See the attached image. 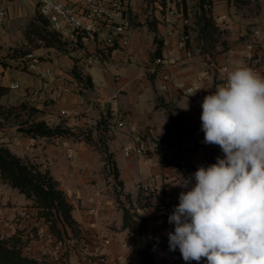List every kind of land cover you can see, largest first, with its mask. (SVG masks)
<instances>
[{
  "label": "crops",
  "instance_id": "0c3cea01",
  "mask_svg": "<svg viewBox=\"0 0 264 264\" xmlns=\"http://www.w3.org/2000/svg\"><path fill=\"white\" fill-rule=\"evenodd\" d=\"M243 1L247 4L237 6L233 1L215 0L214 18L226 30L223 40L228 50L213 58L200 54L192 40L189 45L186 39L181 42L184 21L180 13L166 18V10L162 12L158 4L125 0L126 15L131 18L127 16L117 47L103 63L86 65L97 49L95 42L84 47L68 44L60 51L44 48L38 41L39 47L30 53L39 65L31 72L25 58L11 56L30 46L25 31L39 11V1L0 0V85L10 89L2 103L29 102L44 112V120L51 126L65 122L80 134L78 139L40 138L31 145L30 138L16 128L0 130V143L48 170L72 204L80 235L76 238L69 233L64 242H56L61 256L68 253L69 264H96L100 255H106L110 264H138L119 208V202L128 207L131 201L135 206L140 203V216L148 221L154 264H198L185 262L179 248L169 249L167 233L174 231V225L160 218L156 207L179 202L180 192L188 190L173 186L180 175L192 176L199 166L207 167L224 156L218 145L203 143L200 120L203 98L215 92L221 68L232 71L248 66L264 76V0ZM156 40L163 43L160 57H155ZM252 40L256 42L253 59L247 50ZM21 62L26 63L22 66ZM74 68L91 78L92 89L81 90L71 73ZM14 85L19 88L13 89ZM194 87H199L195 94H185ZM118 88L121 94L116 98ZM162 104L169 106L172 119ZM115 113L121 118L120 129H115ZM130 144L143 147L144 153L127 157L124 148ZM109 159L122 183L119 200L115 180L104 177L105 173L111 175ZM141 188H147L148 194H140ZM14 220L25 225L22 231L27 237L35 226L46 228L33 201L0 182L2 236L20 230ZM107 240L109 245H105ZM199 264H206V259Z\"/></svg>",
  "mask_w": 264,
  "mask_h": 264
},
{
  "label": "clouds",
  "instance_id": "9594fccd",
  "mask_svg": "<svg viewBox=\"0 0 264 264\" xmlns=\"http://www.w3.org/2000/svg\"><path fill=\"white\" fill-rule=\"evenodd\" d=\"M201 108L203 143L224 156L173 185L188 190L168 216L169 249L185 262L264 264V76L235 68Z\"/></svg>",
  "mask_w": 264,
  "mask_h": 264
},
{
  "label": "trees",
  "instance_id": "16d2710c",
  "mask_svg": "<svg viewBox=\"0 0 264 264\" xmlns=\"http://www.w3.org/2000/svg\"><path fill=\"white\" fill-rule=\"evenodd\" d=\"M148 5L158 4L165 12L171 0H145ZM189 1H194L195 5L190 6ZM235 5H245L247 1L229 0ZM215 0H177L176 7L181 14L184 27L183 35L189 45L194 42L200 54L211 58L219 53L228 50V44L223 40L226 30L218 26L214 18ZM127 14V13H126ZM130 20L131 17L126 15ZM194 37L192 39V35ZM28 44L27 48H21L13 52L11 58H25L36 47L38 41L42 42L44 48H52L64 51L67 46L49 26L46 18L38 13L34 16L25 31ZM158 49L155 57L161 56L162 42H158ZM222 46L220 52L218 48ZM117 46L108 49V54ZM1 64V62H0ZM72 76L80 86L81 90L93 88L90 77L84 76L77 68L72 71ZM219 85V80L216 81ZM10 93V89L0 85V130L16 128L19 133L29 138H76L80 136L65 122L57 126H51L44 120V112L39 110L29 102H22L18 105H5L2 98ZM170 119L172 111L168 105L162 104ZM110 117V116H109ZM110 119V118H109ZM108 166L111 175L116 182L115 194L119 198L122 196L118 187L122 183L119 181L117 167L109 159ZM0 182L3 185L17 190L21 195L33 201V206L37 210L39 220H42L50 234L56 242H64L69 238V233L74 237H79L80 229L73 218V206L65 192L61 189L48 170L42 169L39 165L28 159H22L12 153L8 147L0 143ZM129 199V197H127ZM138 204H140L138 202ZM136 206L130 202L128 207L122 206L123 229L128 231V244L131 251L136 255L138 264H154L152 242L149 235L148 221L135 212ZM0 264H69L65 258H60L57 262H47L42 258L33 256L27 251V241L22 231L14 235L4 237L0 234Z\"/></svg>",
  "mask_w": 264,
  "mask_h": 264
},
{
  "label": "built area",
  "instance_id": "2783aa9c",
  "mask_svg": "<svg viewBox=\"0 0 264 264\" xmlns=\"http://www.w3.org/2000/svg\"><path fill=\"white\" fill-rule=\"evenodd\" d=\"M39 1V14L47 19L50 29L59 36V38L66 42L67 45H77L84 47L88 42L92 41L97 44V49L93 56L86 61V65L92 66L95 63H103L106 56H108V49L113 48L119 43V36L122 35L126 28V13L127 5L125 0H38ZM177 0H171L166 8V18L172 17L179 13V9L176 7ZM224 19H220L221 23H224ZM121 20V22H119ZM107 36L103 41H99L100 36L106 34ZM185 37L182 36L181 42L185 41ZM42 45V42H38ZM256 42L252 40L247 45V50L253 57L255 51ZM253 59V58H252ZM28 63L27 69L31 72H35L38 69V58L33 54H28L25 57ZM158 64L162 63V60H157ZM220 84L225 82L227 75L230 72L227 66L221 68ZM18 85H14L13 89H18ZM165 88V87H164ZM199 90V87L189 88L185 91L186 95H190L193 92ZM121 94V89L116 91V98ZM115 112V111H114ZM66 116V113H63ZM115 123V129L122 128L121 118L115 113L113 117ZM36 138H30V144H36ZM145 149L141 146L134 147L131 144L124 148V152L127 157L140 156ZM187 191V190H186ZM147 188H141L140 194H148ZM179 202H171L160 204L156 207V212L165 221H168V216L173 212L174 207ZM142 206L137 203L135 212L141 214ZM95 210H91V213H95ZM174 230V226H173ZM43 233V232H42ZM50 236V235H49ZM110 241H105V245H109ZM88 260L87 258H85ZM96 264H110L106 255H100ZM130 264H136L130 262Z\"/></svg>",
  "mask_w": 264,
  "mask_h": 264
},
{
  "label": "rangeland",
  "instance_id": "374dc122",
  "mask_svg": "<svg viewBox=\"0 0 264 264\" xmlns=\"http://www.w3.org/2000/svg\"><path fill=\"white\" fill-rule=\"evenodd\" d=\"M189 5L190 6L195 5V2L189 1ZM253 8L255 7L253 6ZM19 59H22V58L20 57ZM26 62H21L22 66ZM14 65H16V62ZM97 67L98 65H96L94 68H97ZM104 177L106 179H108V177L109 178L111 177L112 180H114L113 177L109 173H105ZM119 203H120L119 208H121L123 206V203L122 202H119ZM14 223L16 224L18 228H20V230L15 229L16 232L25 230L23 229L25 225H22V222L20 221L17 222L16 220H14ZM30 233H31L30 234L31 236L30 235L28 237L25 236V240L27 241L28 253H30L33 256L42 258L45 261L51 262V263L57 262L60 258H65L68 261V253H65L63 256L60 255L59 247H57L58 244L56 243L54 237L50 234V232L48 230L46 231V228H43L41 225H38V226L33 227V230L31 229ZM50 240H53V241H50Z\"/></svg>",
  "mask_w": 264,
  "mask_h": 264
}]
</instances>
